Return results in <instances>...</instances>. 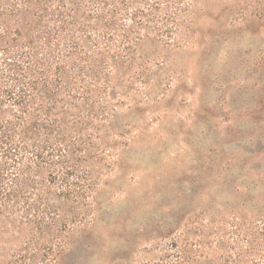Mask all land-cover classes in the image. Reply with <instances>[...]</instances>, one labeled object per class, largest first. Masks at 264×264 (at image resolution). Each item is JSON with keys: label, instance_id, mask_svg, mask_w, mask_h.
I'll return each instance as SVG.
<instances>
[{"label": "rangeland", "instance_id": "rangeland-1", "mask_svg": "<svg viewBox=\"0 0 264 264\" xmlns=\"http://www.w3.org/2000/svg\"><path fill=\"white\" fill-rule=\"evenodd\" d=\"M170 25L133 29L72 196L0 218V264H264V0H196Z\"/></svg>", "mask_w": 264, "mask_h": 264}, {"label": "trees", "instance_id": "trees-1", "mask_svg": "<svg viewBox=\"0 0 264 264\" xmlns=\"http://www.w3.org/2000/svg\"><path fill=\"white\" fill-rule=\"evenodd\" d=\"M193 1L0 0V218L70 199L71 159L131 76L140 30L177 28Z\"/></svg>", "mask_w": 264, "mask_h": 264}]
</instances>
